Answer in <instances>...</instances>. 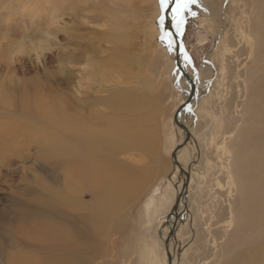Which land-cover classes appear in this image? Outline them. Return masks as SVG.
Wrapping results in <instances>:
<instances>
[{"label": "rangeland", "instance_id": "374dc122", "mask_svg": "<svg viewBox=\"0 0 264 264\" xmlns=\"http://www.w3.org/2000/svg\"><path fill=\"white\" fill-rule=\"evenodd\" d=\"M246 1L182 0L187 7L179 29L181 44L199 84L195 101L183 116L187 121L194 119L200 150L197 171L207 167L214 173L205 179L209 193L204 201L209 202L208 212L213 214L204 215L209 218L205 227L210 233L206 249L193 255L191 245L187 256L193 261L187 263L184 257L183 264H252L246 250L239 255L244 249L234 245L224 249L234 225L228 213L234 211L238 183H229L219 169L232 162L221 144L229 146V131L242 126L233 123L241 118L245 55L237 59L231 55L237 49L234 37H239L236 28L239 18H245ZM166 4L167 0L163 5L162 0H0V264H59L58 258L67 256L70 240L66 241L69 248L62 250L57 231L62 198L72 204L81 199L84 205L77 210L79 215L91 218L89 206L101 210V218H91L90 249L81 247V264H162L154 260L151 247L159 254L155 236L159 238L161 230L157 223L162 213L175 205L173 193L179 174L173 173L171 153L178 132L170 118L185 94L182 82L174 77L173 51L162 31ZM210 4L218 17L209 15ZM111 15L114 21L108 19ZM116 23L124 40L115 37L112 27ZM224 63L227 68L218 92L223 94L220 101L214 95L213 78L209 81L207 75L212 67L219 73ZM114 124L120 129L124 124L137 129L136 139L147 144L116 146L119 150L101 146L93 153L101 169L118 172L119 190L127 196V204L112 203L115 206L109 204L107 209L91 186L77 193L70 189V169L80 141V125L102 130ZM83 153L88 158L92 155L88 150ZM83 164L88 166L85 161ZM128 166H134V171ZM130 175L136 178L131 180ZM136 182L140 189L133 188ZM193 192L194 199L197 194ZM67 209L76 213L69 205ZM183 235L191 243L190 232Z\"/></svg>", "mask_w": 264, "mask_h": 264}, {"label": "bare ground", "instance_id": "6f19581e", "mask_svg": "<svg viewBox=\"0 0 264 264\" xmlns=\"http://www.w3.org/2000/svg\"><path fill=\"white\" fill-rule=\"evenodd\" d=\"M170 1L171 0H167L166 7L164 9L162 31H163V34L169 38L171 49H172L171 51H173L171 64H172V71L174 73V77H177L182 82V85L184 88V93H185L184 98L183 99L181 98L182 100H181L180 104L178 105V107L182 106V108L180 109V112L177 115V121L180 124L184 125V127H178L175 124L174 119L170 118L171 121L173 122V125L175 126L177 132H178V139L176 140L177 143H175V144H176V146L181 145L180 148L176 151L175 159H172L173 173H178L179 177L177 179V184L175 185V187H176L175 193H173L174 194L173 195L174 196L173 205H174V202H175V205L173 207L169 208L168 212H167V210H165V212L162 213V216L160 217V219L157 223V226H159L158 228H160V230H161V234H159V236H158L159 238H157V236H155V238H156L155 242L160 247L159 254L155 252V250H154L155 246L153 247L152 245H151L152 246L151 247V251H152L151 253L154 255L155 259L154 258L153 259L159 261L162 264H183L184 257H186L187 263H189V259L191 258V256L189 258L187 256V254L190 252V249L192 251L191 245L194 244V247H193L194 250L192 251L193 255H195L197 253L199 254L201 248L206 249L207 237L210 233L208 230L209 227L208 228L205 227L207 225V223L209 224V221H207V219L209 220V218L206 219L204 215H206L205 213H207L210 209L208 210V207H209L208 203L209 202L206 203L204 201V197L207 196V194L209 193V188L206 187L207 185L205 184L206 183L205 179L214 173H209L207 171V167L206 168L204 167L205 169H203V171H200V172H198L196 169V167H197L196 163L199 161L198 159H200V158H198L200 150L198 147L199 145L197 143V139L195 137L196 135H194V126H193V125H195L193 123L194 119L189 118L190 120L187 121L185 119V117L183 116V113H185V112L187 113L188 111H190L192 104L195 101L199 84H198V80H197V77L195 75V72H194L193 68L191 67V62L188 59V55L183 50V47L181 44V37L179 34V29L183 23L182 17H184V16H183L182 12L178 15L174 11V9L176 8V5H177V1L175 0L173 6L171 7V12H169V22L171 24L173 32L178 36V40H179V50H180L179 51V58H178V61L176 60V51H175L176 42L173 38L172 32L165 25V10L167 9ZM211 4H212V2H211ZM211 4L209 5V10H210L209 15H211L213 17L214 16L218 17L217 10L213 9L214 7L211 8V6H212ZM243 8H245V10H244L245 18H243V20H240L241 17L239 18V22H238L239 26L236 28V31H238L239 37H236V38L234 37L235 43L233 42L234 46H236L237 49H235L234 50L235 53L233 52L234 54L231 55L232 58L236 57L235 59H237L238 55L239 56L245 55V57H243V60H242V61H244L243 64L245 66V67L243 66L244 71H245L244 72L245 80H243L242 89H241V92H242L241 98L243 99L241 104H240V106H241V108H240L241 109L240 110L241 111V118L237 119V121L235 120L234 123L232 122L233 125L242 124V126L240 128L234 127L232 130L229 131L231 133H229L230 137L229 136L228 137L229 138L232 137L231 144L229 146H226L227 144L224 145V143L221 144L223 149L225 150L224 153H226L228 155L231 154L232 162L227 163L225 166H221V165L219 166L218 165L220 167V168L218 167L220 170L223 169L225 177L228 178V180L230 181L229 183L233 182V185L238 183V190H237L238 193H236L237 194L236 200L234 199L236 204H237V205L236 204L235 205L237 207L234 205L236 208L233 206L232 209H234V211L233 212L231 211L232 214L228 213V215H230L229 219L232 220L234 225H233L232 231L228 235L223 246H224V249L232 248L233 245H234L235 249L242 248V249H244V251L240 250V252L238 253L239 255H242L243 253H246V251H247L249 257L252 258V264H264V0H247L246 3L243 5ZM172 12L174 13L173 15H172ZM112 16L113 15H111L108 18L110 21H114L112 19ZM113 27H112V30L115 32V37L117 39L121 38V36L124 38L123 31L121 30V27L117 23L115 25H113ZM165 27H166V30H165ZM113 31H110V32L113 33ZM113 37H114V35L112 36V38ZM122 40H124V39H122ZM239 44H242V45L238 46ZM228 54H231V53H228ZM224 64L225 65L221 66L219 73H216L215 72L216 68L212 67V69L209 68V70H208L209 74L207 75L209 78V81L211 78H213L212 82L215 84L214 87L217 88V90H216L217 92H215L214 95H218V99H220V101L222 100L223 94L218 93V92H220V86L223 84V83H221V81L226 76V68H227V66H226L227 63H224ZM179 65L181 67H183V69L189 74L191 81H192L194 88H195L191 100L186 104H184V103L190 94L191 85H190V82L187 80V78L183 76L181 69L179 68ZM236 71L237 70L235 69V72ZM205 72H206V70H205ZM214 91H215V89H214ZM225 103H226V101H225ZM229 103H230V101H228V105L231 106V103L230 104ZM217 106H219V105H217ZM208 108H209V106H208ZM221 108L223 109L224 106ZM206 114H207V112H206ZM218 114H217V116H218ZM222 116H225V114ZM194 117H195V115H194ZM210 117H208V118H210ZM228 117H226V118H228ZM108 119H110V118H108ZM116 120H117V122H119L118 119H116ZM217 120L219 121V119H217ZM239 120H240V123H239ZM124 123H126V122L124 121ZM222 123H224V122H222ZM232 123H231V125H232ZM124 125L126 127H123L122 129L118 128L114 124V127L110 126L108 128L102 129V130L94 129L91 126L84 127V125H80L81 135H80V138L78 137V139L80 141L77 144V147H76L77 150H75L76 151L75 155H74L75 160H74V164H72L73 169L72 168L70 169V174L73 177V179H72L73 185L71 184L72 188H70V187L69 188L72 189L73 192L77 193V192H80L83 189L91 186L90 189L92 190L93 194L96 197H99L102 201L106 202L105 208L109 207V204L112 205V203L113 204L115 203L118 205V203H121L122 201L125 202V199L127 198V196L125 197L124 195H122L123 192H120V190H119L120 189L119 187H121V186H120L119 181L117 179L118 172L115 170H111V168L110 169L107 168L108 170L101 169L102 165L100 164L99 160H97L93 156V153H96L97 152L96 150H98V148H100L101 146H107L110 149L114 148V150L115 149L119 150V148H116V146L118 147V146H122V145H125V146L128 145L130 147H132V146L140 147L142 145L147 144L144 139H141V141L136 139L135 133L137 134V132H138L137 129L132 130V129H130V127L128 125H126V124H124ZM119 126H123V125H119ZM222 126H219V127L221 128ZM84 128H86L85 130L88 133L84 132V130H83ZM195 128H197V127L195 126ZM226 132H227V130H226ZM201 134H203V131ZM218 134H220V133H218ZM213 135H214V133H213ZM152 136H153V133H152ZM198 136H199V134L197 135V137ZM134 138H135V140H134ZM217 141H220V139ZM217 141H216V143H217ZM81 142L83 143V146H82ZM154 145H155V143H154ZM122 147H121V149H123ZM148 147L150 148L149 145H148ZM128 149H130V148L128 147ZM131 149H133V148H131ZM217 149H218V147H217ZM84 150L90 151L92 153V155L90 154V156L88 158L87 157L88 155H85L83 153ZM154 150H157V149H154ZM205 151H206V148H205ZM207 152L209 153V151H207ZM110 153H113V152H110ZM134 153H136V152H134ZM108 154H109V152H108ZM114 154H115V152H114ZM219 155H220V153H219ZM85 156H86V158H85ZM129 156H131V155H129ZM196 156H197V158H196ZM105 157H103V158H105ZM217 158H218V156H217ZM217 160H219V159H217ZM84 161H85V164L87 163V165H88L87 167L84 166V164H83ZM208 161H210V160H208ZM124 163H126V161ZM203 163H205V161ZM110 164H112V163H110ZM118 164H121V163H118ZM125 165H128V164H125ZM126 167L127 166H125V168ZM128 167L131 171L133 168H135L134 166H133V168H130V166H128ZM215 167H217V166H215ZM69 168H70V166L67 167V171L69 170ZM117 169H119V168H117ZM122 169H123V167H122ZM210 169H208V170L210 171ZM133 171H134V169H133ZM135 171H136V169H135ZM213 171L215 172V169L212 170V172ZM216 171H217V169H216ZM220 172H222V171H220ZM136 173H137V171H136ZM132 174H133V172H132ZM167 176H169V175H167ZM194 176H196V177H194ZM126 177H128V176H126ZM130 177L132 178L131 175H130ZM212 177L213 176L211 175L210 178H212ZM221 177H222V175H221ZM121 178H122V176H121ZM133 178H136V176L135 177L133 176ZM133 178L131 180H133ZM215 179H216V182L218 184L219 183L218 179L217 178H215ZM222 179H223V177H222ZM144 180L141 182H145ZM172 180H174V179L171 178L170 181H172ZM207 180H211V179H207ZM120 181H122V180H120ZM81 182H82V184H81ZM131 183H132V181H131ZM139 185H141V183H139ZM223 185H224V183H223ZM122 186H123V183H122ZM134 186H133L134 189L136 187L139 188L138 183L134 184ZM124 187H125V185H124ZM204 187L206 188V191H204ZM129 188H131V187H129ZM192 188L194 189L193 193L197 194V196L194 199H193V195L191 198V192L193 191ZM210 188H211V186H210ZM123 189L121 191H123ZM131 191H132V189H131ZM126 192L128 193V191H126ZM221 192H222V190H221ZM221 194L223 195L224 193H221ZM139 195H140V192H139ZM128 197H131V195L130 196L128 195ZM212 197H214V196H212ZM80 198H81V196H80ZM220 199H222V198H220ZM61 200L62 201L60 202L61 204H59V209L57 212V216H58L57 231H58V234L61 238L62 250L63 249L67 250L69 248L67 246V242H66L67 240H70V242H69L70 250H69V253H67V256L65 258L63 256H61L58 258V261H59V264H79L80 263V259H79L80 250L82 248H84L85 250L87 249V251L90 249V242L89 241L91 240V236H92L93 232H91L92 230L91 231L88 230V228L93 225V224L90 225L91 223H93V222H91V218L93 219V217H95V220H96V218H101V216H102L101 210L99 212L98 209L96 210L94 207L89 206L88 208H90L91 212H93V214H92L93 217L91 216V218H90V216L87 217L86 215L84 216L83 214L82 215H79L80 213L78 214V211L80 209H82V206L84 205L83 201H81V199H78V198L74 199L73 204L71 203L72 201H69V200L67 201V200H65V198H62ZM98 202H99V200H98ZM193 202L195 203V207H193L194 206ZM222 202H224V201H221V203ZM224 203H226V202H224ZM68 205L73 211L76 212L75 214H72L70 212V210L67 209ZM85 205H87V204H85ZM220 205H222V204H220ZM112 206H115V205H112ZM230 207H231V205H230ZM43 208L44 209L42 211L47 212V208H45V207H43ZM101 208H102V206H101ZM213 208L214 207H212V209ZM107 209H109V208H107ZM48 212H50V211H48ZM88 213H90V212L88 211ZM208 213H210V212H208ZM211 215H213V214H211ZM206 216H208V215H206ZM227 222H228V220H227ZM233 223H231V224H233ZM157 226L155 227V230H157L156 229ZM185 231L190 232V235L192 236L191 243H189L190 241L188 242L184 239L183 233ZM222 233H223V231H222ZM186 234H187V232H186ZM91 251H92V249H91ZM193 255H192V257H193ZM191 261H193V260H191Z\"/></svg>", "mask_w": 264, "mask_h": 264}, {"label": "water", "instance_id": "95a60500", "mask_svg": "<svg viewBox=\"0 0 264 264\" xmlns=\"http://www.w3.org/2000/svg\"><path fill=\"white\" fill-rule=\"evenodd\" d=\"M174 2H175V0H171V1L169 2V4H168L167 9L165 10V25H166V26L168 27V29L172 32V34H173V38H174V40H175V42H176L175 51H176V60L178 61V58H179V51H180V50H179V40H178V36L173 32L172 27H171V24H170V22H169V12H171V7L173 6ZM165 30H166V27H165ZM179 68L181 69V72H182L183 76L187 78V80L190 82V85H191V87H190V94H189V96L187 97V99L185 100V103H184V104H186V103H188V102L191 100L195 88H194V85H193V83H192V81H191V78H190L189 74H188V73L183 69V67H181L180 65H179ZM181 108H182V106L178 107V108L176 109L174 115H173L174 122H175V124H176L178 127H184V125L180 124V123L177 121V115L179 114ZM180 146H181V145H177V146H175L174 150H173L172 153H171V157H172V159H175V157H176V151L180 148Z\"/></svg>", "mask_w": 264, "mask_h": 264}, {"label": "snow or ice", "instance_id": "6c2138e0", "mask_svg": "<svg viewBox=\"0 0 264 264\" xmlns=\"http://www.w3.org/2000/svg\"><path fill=\"white\" fill-rule=\"evenodd\" d=\"M163 2L164 0H162V5ZM186 7H187V3L182 2V0H177V5L174 11L179 15Z\"/></svg>", "mask_w": 264, "mask_h": 264}]
</instances>
